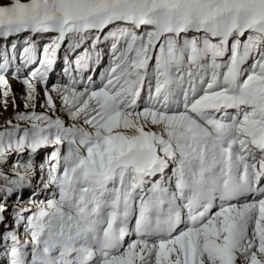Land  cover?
I'll return each mask as SVG.
<instances>
[{
  "label": "snow or ice",
  "instance_id": "obj_1",
  "mask_svg": "<svg viewBox=\"0 0 264 264\" xmlns=\"http://www.w3.org/2000/svg\"><path fill=\"white\" fill-rule=\"evenodd\" d=\"M0 109V264H264V0H0Z\"/></svg>",
  "mask_w": 264,
  "mask_h": 264
},
{
  "label": "rangeland",
  "instance_id": "obj_2",
  "mask_svg": "<svg viewBox=\"0 0 264 264\" xmlns=\"http://www.w3.org/2000/svg\"><path fill=\"white\" fill-rule=\"evenodd\" d=\"M11 84H12L13 90L18 93L21 89V85L19 84V82L16 80H11ZM10 111H11V109H9L8 112H3V110L0 109V123H2L3 117L9 115Z\"/></svg>",
  "mask_w": 264,
  "mask_h": 264
}]
</instances>
